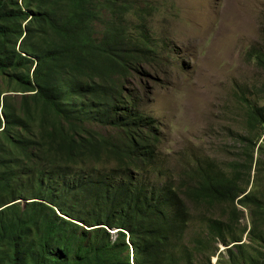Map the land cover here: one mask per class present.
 <instances>
[{"label":"trees","instance_id":"16d2710c","mask_svg":"<svg viewBox=\"0 0 264 264\" xmlns=\"http://www.w3.org/2000/svg\"><path fill=\"white\" fill-rule=\"evenodd\" d=\"M131 14L150 10L144 0H0V264H198L206 251L211 264L217 249L203 241L181 249L188 202L226 209L209 221L230 246L216 264H264V137L253 136L264 106L247 105L244 156L198 164L191 184L129 175L156 162L160 140L127 88L158 62L151 35L130 33ZM250 55L264 66V51Z\"/></svg>","mask_w":264,"mask_h":264},{"label":"rangeland","instance_id":"374dc122","mask_svg":"<svg viewBox=\"0 0 264 264\" xmlns=\"http://www.w3.org/2000/svg\"><path fill=\"white\" fill-rule=\"evenodd\" d=\"M144 1L148 19L131 14L125 22L132 35H151L158 62L143 65L144 72L129 79L127 88L140 97L137 109L158 121L160 140L156 162L129 175L156 186L168 181L179 186L190 183L186 173L198 164L228 163L244 156L238 138L250 135L247 105L264 106V66L250 55L264 51V0ZM99 19L111 21L112 15L104 12ZM95 26L100 39L105 25L97 21ZM111 132L106 128V135ZM263 133L261 128L253 135L259 144ZM113 167L110 163L105 169ZM188 205L190 219L181 249L203 241L201 249H217L211 258L216 264L230 246L212 239L209 221L226 220V209ZM246 226L250 228L245 211L237 229L241 232ZM243 241L248 242L247 233ZM208 254H195V260L206 264Z\"/></svg>","mask_w":264,"mask_h":264},{"label":"clouds","instance_id":"9594fccd","mask_svg":"<svg viewBox=\"0 0 264 264\" xmlns=\"http://www.w3.org/2000/svg\"><path fill=\"white\" fill-rule=\"evenodd\" d=\"M111 231H115V230H111ZM111 231H110V232H111ZM115 233H116V231H115Z\"/></svg>","mask_w":264,"mask_h":264},{"label":"water","instance_id":"95a60500","mask_svg":"<svg viewBox=\"0 0 264 264\" xmlns=\"http://www.w3.org/2000/svg\"><path fill=\"white\" fill-rule=\"evenodd\" d=\"M111 231V230H110Z\"/></svg>","mask_w":264,"mask_h":264}]
</instances>
